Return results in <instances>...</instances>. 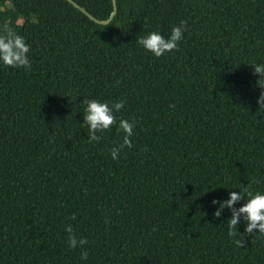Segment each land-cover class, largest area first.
<instances>
[{
	"label": "trees",
	"instance_id": "1",
	"mask_svg": "<svg viewBox=\"0 0 264 264\" xmlns=\"http://www.w3.org/2000/svg\"><path fill=\"white\" fill-rule=\"evenodd\" d=\"M73 1L102 21L116 10ZM181 21L178 51L157 58L137 42ZM5 23L31 46L32 68L0 62V264H264V235L237 247L231 211L215 218L211 203L240 185L264 192L253 71L264 64V0H117L109 25L67 0H0ZM85 97L125 100L91 144ZM121 118L135 124L133 147L116 160ZM68 224L87 238V260L69 247Z\"/></svg>",
	"mask_w": 264,
	"mask_h": 264
},
{
	"label": "clouds",
	"instance_id": "2",
	"mask_svg": "<svg viewBox=\"0 0 264 264\" xmlns=\"http://www.w3.org/2000/svg\"><path fill=\"white\" fill-rule=\"evenodd\" d=\"M187 31L186 22L181 21L179 25L172 28L169 37L165 38L160 32L152 31L146 36L138 39V43L144 47L145 50L151 52L155 57L159 58L166 53L174 50H179V42L184 38V32ZM31 46L26 43L25 37L13 30L9 24L5 23L0 29V62L5 66L12 68H25L31 70L32 64L29 59V52ZM254 73L260 75L258 84L264 89V83H260L264 79V64H253ZM86 107L84 109V127L88 129V143L99 142L103 137L97 133H103L111 129L113 125L117 124V117L115 113L123 109L125 100L112 103L107 101H100L98 99H85L82 102ZM258 104L260 108H264V91L258 97ZM135 124L133 121L121 118L118 123V130L124 133L123 141L118 147L111 149V156L113 159H119V153L125 148H132L133 130ZM251 183L245 187L240 185L239 191H231L229 198L223 201L213 199L212 204H219V208L215 211L214 217L219 218L225 208L231 211V217L228 222V236L234 238L233 243L239 247H245V234H256V230L261 235H264V192L257 191L253 193L251 190ZM245 193L247 199H245ZM245 201L240 207L237 203ZM73 220L76 219V214L73 213ZM244 222L246 224L245 233L238 232V225ZM65 231L68 233V245L72 249L81 248V259H88V251L84 248L88 244L85 237H78L73 230L71 224L65 226ZM241 237L236 239V237Z\"/></svg>",
	"mask_w": 264,
	"mask_h": 264
},
{
	"label": "water",
	"instance_id": "3",
	"mask_svg": "<svg viewBox=\"0 0 264 264\" xmlns=\"http://www.w3.org/2000/svg\"><path fill=\"white\" fill-rule=\"evenodd\" d=\"M69 3H71L75 8H77L78 10H80L81 12H83L85 15H88L93 21H95L96 23L98 24H101V25H109L112 20L114 19V17L116 16V11H117V0H114L115 2V12L113 14V16L111 17L110 20L108 21H102V20H99L98 18H96L93 14H91L89 11H87L85 8L81 7L78 3H76L75 1L73 0H67Z\"/></svg>",
	"mask_w": 264,
	"mask_h": 264
}]
</instances>
